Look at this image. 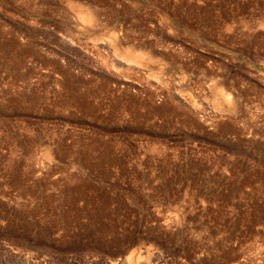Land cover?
Masks as SVG:
<instances>
[{"label": "rangeland", "instance_id": "1", "mask_svg": "<svg viewBox=\"0 0 264 264\" xmlns=\"http://www.w3.org/2000/svg\"><path fill=\"white\" fill-rule=\"evenodd\" d=\"M0 264H264V0H0Z\"/></svg>", "mask_w": 264, "mask_h": 264}, {"label": "bare ground", "instance_id": "2", "mask_svg": "<svg viewBox=\"0 0 264 264\" xmlns=\"http://www.w3.org/2000/svg\"><path fill=\"white\" fill-rule=\"evenodd\" d=\"M85 18H86L87 20L90 21L91 18H92V16L90 17V15H85ZM219 93H220V92H219ZM221 93H222V98H224V99L226 100V102H227V101H230V100H229V99H230V98H229V97H230L229 94L224 93V91H222V90H221Z\"/></svg>", "mask_w": 264, "mask_h": 264}]
</instances>
